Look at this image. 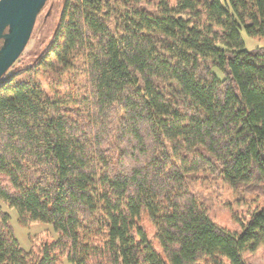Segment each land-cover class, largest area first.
<instances>
[{
    "label": "trees",
    "instance_id": "obj_1",
    "mask_svg": "<svg viewBox=\"0 0 264 264\" xmlns=\"http://www.w3.org/2000/svg\"><path fill=\"white\" fill-rule=\"evenodd\" d=\"M242 31L264 39V0H62L0 80V204L56 239L22 250L0 205V264H250L264 207L227 231L194 192L264 183V49Z\"/></svg>",
    "mask_w": 264,
    "mask_h": 264
},
{
    "label": "rangeland",
    "instance_id": "obj_2",
    "mask_svg": "<svg viewBox=\"0 0 264 264\" xmlns=\"http://www.w3.org/2000/svg\"><path fill=\"white\" fill-rule=\"evenodd\" d=\"M62 0H47L43 10L38 15L29 42L24 49L20 59L12 70L24 68L28 60H32L50 42L58 25ZM152 10V6L144 8ZM244 48L247 51L264 49V39H254L248 37L244 31L240 33ZM1 46V44H0ZM31 53L29 59L25 54ZM195 193L204 203L210 219L220 228L227 231H240L241 223L246 222L248 216L264 207V183L260 186L231 188L221 181L209 182L201 180L195 185ZM3 211L10 216V225L20 248L26 252L38 251L45 242L56 239V234L51 226L43 223H30L22 226L17 220V213L13 209L0 204ZM141 225L145 228L149 239L154 237V229L148 222L147 217H143ZM154 246L157 248L156 243ZM250 264H264V246L254 255L248 256ZM64 264H67L64 261Z\"/></svg>",
    "mask_w": 264,
    "mask_h": 264
},
{
    "label": "water",
    "instance_id": "obj_3",
    "mask_svg": "<svg viewBox=\"0 0 264 264\" xmlns=\"http://www.w3.org/2000/svg\"><path fill=\"white\" fill-rule=\"evenodd\" d=\"M47 0H0V80L22 55Z\"/></svg>",
    "mask_w": 264,
    "mask_h": 264
}]
</instances>
